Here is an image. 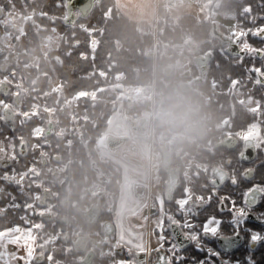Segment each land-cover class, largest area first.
Listing matches in <instances>:
<instances>
[{
	"label": "flooded vegetation",
	"instance_id": "af4514ba",
	"mask_svg": "<svg viewBox=\"0 0 264 264\" xmlns=\"http://www.w3.org/2000/svg\"><path fill=\"white\" fill-rule=\"evenodd\" d=\"M10 7L0 0V233L20 229L34 234L33 255L25 264H158L160 257L171 254L173 243L186 245L183 252L188 258L178 264H194L192 257L208 253L197 250L183 236L190 229L172 219L187 218L179 201L189 194L193 200L205 198L192 213L196 222L192 230L201 232L205 246L220 251L219 257H211L215 264H222V259L249 264V255L255 264H264V241L250 242L243 225L235 236L231 200L221 207V198L227 196L247 210L244 190L264 183V147L245 149L264 141V39L252 34L264 26V0H238L239 11L231 13L235 30L208 17V37L175 43L173 63L164 69L160 90L157 77L152 86H141L153 88L152 97L132 100L123 96L127 87H119L115 112L124 109L127 130L111 133L107 128L95 148L88 146L86 151L82 134L73 133L75 125L63 126L56 106L37 93H47L40 85L47 75L42 62L47 65V60L30 64V54H37L39 37L47 36V21L26 24L20 35L4 20ZM66 19V25H73ZM216 27L223 36H215ZM9 33L11 49L6 46ZM150 55L156 68L160 54ZM176 91L190 105L189 115L178 124L162 122L156 115L158 101ZM111 135L124 139L119 148H111ZM146 150L152 152L151 158L145 157ZM112 155L135 169H126ZM249 167L255 171L244 177ZM219 171L229 177L214 183ZM232 173L238 183L232 182ZM250 213L247 227L264 229L256 215L264 214V199L252 205ZM212 214L223 218L222 235L202 231ZM120 215L124 236L116 224ZM160 221L164 240L159 239Z\"/></svg>",
	"mask_w": 264,
	"mask_h": 264
},
{
	"label": "trees",
	"instance_id": "16d2710c",
	"mask_svg": "<svg viewBox=\"0 0 264 264\" xmlns=\"http://www.w3.org/2000/svg\"><path fill=\"white\" fill-rule=\"evenodd\" d=\"M1 1L6 6H12V2L22 5L20 0ZM221 3L225 10L236 15L237 0H222ZM28 6L46 7L50 15H67L65 0H36ZM44 21L49 29L56 25L58 31L64 33V39L57 49L50 51L47 65L42 62L47 75L43 76L40 85L48 91L54 88L52 81L58 80L61 94L37 93L43 101L56 106L57 117L63 126L75 125L73 133L82 134L85 151L88 146L95 148L97 137L106 132L119 102V87L152 86L157 77V89L160 90L164 69L173 63L174 44L192 37H208L211 27L206 19L199 20L190 13L175 17L168 12L164 22L136 21L120 9L116 0L98 2L89 16H81L85 27H77L74 31L60 16L56 21L50 18H44ZM155 23L161 26L158 34L154 32ZM93 36L98 38V44L92 45ZM157 42L160 58L155 68L150 49ZM96 90L97 96L91 97L90 93ZM66 101H73L72 105H65ZM140 108V105L136 107ZM113 177L115 182H120L118 175L113 174Z\"/></svg>",
	"mask_w": 264,
	"mask_h": 264
},
{
	"label": "rangeland",
	"instance_id": "374dc122",
	"mask_svg": "<svg viewBox=\"0 0 264 264\" xmlns=\"http://www.w3.org/2000/svg\"><path fill=\"white\" fill-rule=\"evenodd\" d=\"M197 1L198 3H201V4L206 3V0H197ZM220 1L221 0L219 1L218 0H208V3L210 2V5L206 3L209 6L208 10L210 11V13L208 12L209 19L217 20L218 22H224L230 26L231 30H235L234 15L231 14V12H228L227 10H225L223 6L218 7L217 4ZM19 2L22 3V5L20 6H24V7L22 8L18 6L19 4L17 5L16 3L12 2V6L10 7L9 12H7L8 13L6 15L7 17L4 20L5 22L10 21L15 27H17L20 31V35L22 34L21 32L24 31L23 28L25 27L26 24H30V23L37 24L36 20L44 21V18L46 19L50 18L51 21H56L59 19V16L64 20L66 19V17L61 16V15H57V16L54 14L50 15L49 12L44 11L42 9L33 10V8H29L28 4H34L36 0H28V1L20 0ZM16 6H18L19 9H17ZM197 12L198 14L196 16L198 17L199 20H202L200 16L203 15V13L201 11H197ZM167 15L168 13H167L166 8L164 10L158 9L157 20H155V22L163 21L165 18H167ZM78 16H79L78 22L70 26V28L73 31L77 27H85V23L83 24L81 22L80 14ZM160 27L161 26L159 25V23H155L154 32L158 34L160 32ZM47 30H48V33L46 37H42V38L39 37L40 43L36 49L37 54L35 55L30 54V58H31L30 64H38L42 58L44 60H47L48 56H50V51L57 49L61 45L64 39V33L59 32L56 25H54L53 27H50V29H49V25H47ZM6 40H7L6 46L9 49H11L13 47V44L11 43V40H12L11 33L7 35ZM91 43L92 45L98 44L99 43L98 38L93 36ZM157 49H158V46L155 44V46L152 47L150 51L157 52ZM52 83L54 85V88L47 91L48 95H52L53 92H58L59 94H61L60 81L53 80ZM103 88L105 89L106 87H101V89ZM47 93H45V95H47ZM83 94L88 95L87 92H84ZM97 94H98L97 90L92 91L90 93V96L95 97L97 96ZM153 94H154L153 88L149 87L148 89H145L140 86H135V87L131 86V87L126 88L123 96L129 97L132 100H139L140 98L144 96H147L148 98H150L153 96ZM34 246H35V236L30 230L21 231L20 229H15L12 231H4L0 233V264L28 263L30 261L31 256L33 255ZM12 247H15L14 249L15 250L17 249V250L16 251L12 250Z\"/></svg>",
	"mask_w": 264,
	"mask_h": 264
},
{
	"label": "snow or ice",
	"instance_id": "6c2138e0",
	"mask_svg": "<svg viewBox=\"0 0 264 264\" xmlns=\"http://www.w3.org/2000/svg\"><path fill=\"white\" fill-rule=\"evenodd\" d=\"M253 35L259 36L261 39H264V26H260L256 31L252 32ZM259 47V46H258ZM262 51H264V48H261ZM253 147L256 149L264 147V141H260L259 143H250L247 144L245 149L247 147ZM241 158L246 157V152L241 151L239 154ZM255 169L254 167H249L244 169L243 175L244 177H250L254 173ZM227 177H229V173H226L224 171H219L218 174L214 178L215 182H220L225 180ZM233 183H238V177L234 173L230 176ZM211 197L209 196V199ZM231 200V211L233 212V216L231 217V223L233 224L235 228L234 235L239 236L241 226L243 225L245 229L250 233V242H261L264 241V229H257V228H251L247 227L245 222L247 221L250 213V209L252 205H255L256 203L260 202L262 199H264V183H253L250 187H247L243 192V202L244 205L247 206V210L245 206H237L235 197H222L221 198V207L224 206L225 200ZM204 196L201 195L198 199L193 200V197L191 194H189L187 197L179 201V205L181 206L182 211L186 215V219L176 220L173 219V223L175 225H181L184 227H188L190 230L183 233V236L192 242L195 243V247L197 250H203L208 253V255L204 258L196 259L195 257H192L194 264H215V261L212 260V256L215 255L219 257L220 251L217 249L212 248L211 246H205L203 244V241L200 240L201 232L192 230L194 229L196 222L192 220V213L195 211H198V205H201L204 203ZM191 201V206H189V202ZM257 218L264 223V214H256ZM223 221L222 217H217L215 214H212L208 216V218L205 220L203 224L202 231L204 234H211L213 236L216 235H222L220 232V225ZM159 229L161 232V236L159 237L160 240L166 239L163 235L164 230V223L163 221H160L159 223ZM186 245L181 243H173L170 245L171 254L164 255L160 257L158 260V264H178L180 260L187 259L188 255L183 252V248ZM159 247H163V244H161ZM175 258V259H174ZM249 264H255V261L252 259V256L249 255L247 257ZM222 264H241L239 260H223Z\"/></svg>",
	"mask_w": 264,
	"mask_h": 264
},
{
	"label": "crops",
	"instance_id": "0c3cea01",
	"mask_svg": "<svg viewBox=\"0 0 264 264\" xmlns=\"http://www.w3.org/2000/svg\"><path fill=\"white\" fill-rule=\"evenodd\" d=\"M120 9L131 19L136 21H155L157 20L158 9L164 10L166 8L167 13L171 12V14L175 17L182 16L184 14H194L195 16L198 14L197 11H201L203 15L200 16L201 19L208 18V0L206 3L201 4L197 3V0H116ZM191 1V2H189ZM197 17V16H196ZM198 18V17H197ZM141 87V86H140ZM124 110V109H123ZM121 108L119 111H116L110 118L108 132L115 133H124L127 130L125 114ZM122 116V117H121ZM143 139L142 137L139 139ZM151 149V146H150ZM147 155L145 156L147 159L151 158V151L146 150ZM114 156L117 160L119 159L116 155ZM118 162L125 167L126 169H135V166L125 162L120 158ZM128 172L125 170V180H130L128 176ZM133 180V179H132ZM126 197V189L125 182L122 187V199L124 201ZM116 224L119 228L121 236H124L125 231V220L123 216H118L116 218ZM124 238V237H123Z\"/></svg>",
	"mask_w": 264,
	"mask_h": 264
},
{
	"label": "clouds",
	"instance_id": "9594fccd",
	"mask_svg": "<svg viewBox=\"0 0 264 264\" xmlns=\"http://www.w3.org/2000/svg\"><path fill=\"white\" fill-rule=\"evenodd\" d=\"M190 110L183 94L176 91L160 98L156 115L162 122L178 124L187 118Z\"/></svg>",
	"mask_w": 264,
	"mask_h": 264
},
{
	"label": "water",
	"instance_id": "95a60500",
	"mask_svg": "<svg viewBox=\"0 0 264 264\" xmlns=\"http://www.w3.org/2000/svg\"><path fill=\"white\" fill-rule=\"evenodd\" d=\"M101 0H66V7L68 12V17L66 22L68 24H73L78 17L77 11H79L80 16L87 17L95 8L96 4ZM215 36H223L221 32L215 28ZM124 139L122 137L113 136L109 137V144L112 149H117L123 144Z\"/></svg>",
	"mask_w": 264,
	"mask_h": 264
}]
</instances>
